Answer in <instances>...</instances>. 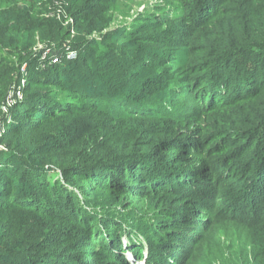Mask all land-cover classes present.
I'll return each instance as SVG.
<instances>
[{"label":"trees","instance_id":"obj_1","mask_svg":"<svg viewBox=\"0 0 264 264\" xmlns=\"http://www.w3.org/2000/svg\"><path fill=\"white\" fill-rule=\"evenodd\" d=\"M53 1L0 0V264H264V0Z\"/></svg>","mask_w":264,"mask_h":264},{"label":"rangeland","instance_id":"obj_2","mask_svg":"<svg viewBox=\"0 0 264 264\" xmlns=\"http://www.w3.org/2000/svg\"><path fill=\"white\" fill-rule=\"evenodd\" d=\"M45 2H46V0H45ZM159 4L163 5V0H112L106 4V7L110 6L108 13H106V14L108 16H111L112 18H114V22L112 24L113 27L114 26H120V25L128 26L127 24H130L132 22V20L134 18H136L138 15L144 14L145 12L152 10L154 8V6H157ZM32 5H34V4H32ZM32 5H30V6H32ZM60 6H61L60 3L57 0H54L53 1L54 11H51V12L56 14L59 11ZM37 8H39V7L37 6ZM48 9H49V7H48ZM38 11H39V9H38ZM43 17L44 18L50 17V15L45 12V13H43ZM69 22H70V20H67L66 22L64 21L63 26L67 27V24ZM92 37L95 38V37H98V35L93 33L90 36V38H92ZM38 40H39V38L37 37L36 43L32 48L33 52H40V53L44 52L43 57H45L46 55H50V59L52 61L57 60V59L59 60V58H61L63 60L64 59L63 57H66V59L70 57V55H69L70 53L68 54V56L67 55L65 56L62 49H60L59 51H56V50L50 51L49 49L44 50V49H46V46H44L43 43L38 41ZM24 86H25V82L21 81L20 86L15 87L14 91H11V93L12 92L13 93L14 92H22ZM12 105L10 107H6V110H4V111L2 110V108L0 109V112H1V114H0V134L3 130V128H2L3 124H4L3 122H5V121L8 122L10 120V112H11V109L13 108ZM140 210L141 211H139V210H135V211L148 213L149 207L143 206ZM124 241H126V240H124Z\"/></svg>","mask_w":264,"mask_h":264},{"label":"built area","instance_id":"obj_3","mask_svg":"<svg viewBox=\"0 0 264 264\" xmlns=\"http://www.w3.org/2000/svg\"><path fill=\"white\" fill-rule=\"evenodd\" d=\"M70 57L69 58H73L75 56L74 53H70L69 54ZM21 97V92H12L11 94H9L6 102H5V105L2 106V110H6V107H10L12 104H14V101L16 98H20Z\"/></svg>","mask_w":264,"mask_h":264}]
</instances>
